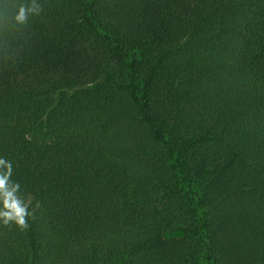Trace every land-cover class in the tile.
Wrapping results in <instances>:
<instances>
[{"label": "trees", "instance_id": "obj_1", "mask_svg": "<svg viewBox=\"0 0 264 264\" xmlns=\"http://www.w3.org/2000/svg\"><path fill=\"white\" fill-rule=\"evenodd\" d=\"M5 174L0 264H264V0H0Z\"/></svg>", "mask_w": 264, "mask_h": 264}, {"label": "clouds", "instance_id": "obj_2", "mask_svg": "<svg viewBox=\"0 0 264 264\" xmlns=\"http://www.w3.org/2000/svg\"><path fill=\"white\" fill-rule=\"evenodd\" d=\"M15 20L17 22H23L25 20V16L23 14V9L18 11V14L15 16ZM7 180V174L3 176V178H0V197H2L3 207L4 208H11L14 211V218H15V224L20 228L24 229L27 227V222L24 219L25 215L27 214L23 208H20L18 206V202L14 199H11V193H8L5 188V183ZM4 219L2 223L4 225L9 224V219L11 218V215L7 212L2 214Z\"/></svg>", "mask_w": 264, "mask_h": 264}]
</instances>
